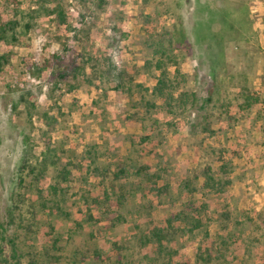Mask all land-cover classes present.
Returning a JSON list of instances; mask_svg holds the SVG:
<instances>
[{
	"label": "rangeland",
	"instance_id": "rangeland-1",
	"mask_svg": "<svg viewBox=\"0 0 264 264\" xmlns=\"http://www.w3.org/2000/svg\"><path fill=\"white\" fill-rule=\"evenodd\" d=\"M20 2L28 13L41 1ZM63 7L66 25L42 16L32 20L28 33L20 29L19 40L10 47L0 42V221L7 223V211L19 205L13 210L14 221L6 224V235L18 254L17 260L9 261L105 264L95 252L106 258L117 242L123 247L122 259L112 264H177L187 258L203 264L196 256L202 246L227 255L214 258L212 264H264V215L256 207H243L257 204L263 187L260 174L246 169L244 175L243 167L234 172L233 143L209 136V129L222 126V121L245 117L256 128L253 116L260 120L264 0H63ZM5 10L0 0L2 19L16 18L14 11ZM162 35L168 38L166 57L153 53ZM52 54L76 68L74 75L58 81L54 66L32 76L22 63L28 58L40 67ZM109 57L113 66L134 77L118 91L115 82L102 78ZM158 62L177 86L175 96L183 91L198 96L194 108L184 111L177 102L169 113L154 94L162 72ZM210 88L212 101L206 103ZM145 103L157 107L146 113ZM45 114L52 128L45 123ZM195 128L207 132L196 136ZM146 136L150 139L141 141ZM47 140L57 166L49 167L39 184L27 177L17 188L16 170L24 150H32V164L40 171ZM236 148L245 150L243 145ZM91 150L95 163L90 165ZM250 162L264 164L246 159V168H253L248 167ZM120 166L128 175L115 180ZM139 167L148 169L138 175ZM208 167L222 180L223 193L204 187ZM64 169L70 175L61 183L58 174ZM124 181L135 183L139 191L119 204L113 189L118 191ZM55 184L66 190L53 194L50 188ZM38 185L43 197L37 193ZM155 189L162 191L158 195ZM15 191L24 197L22 202ZM106 191L110 198L105 201ZM200 206L206 209L195 214L194 208ZM179 212L184 216L174 223L179 230L168 246L175 253L171 262L152 247L140 245L143 233ZM196 219L201 226L195 228Z\"/></svg>",
	"mask_w": 264,
	"mask_h": 264
},
{
	"label": "trees",
	"instance_id": "trees-1",
	"mask_svg": "<svg viewBox=\"0 0 264 264\" xmlns=\"http://www.w3.org/2000/svg\"><path fill=\"white\" fill-rule=\"evenodd\" d=\"M40 4L37 8L32 10V12H25L21 8V2L20 0H4V5L6 7V12H9L10 10L14 13L13 15L16 17L13 20L5 21L2 19L0 14V42L4 43L7 47L13 45V43H16L19 40V30L22 29L25 32L20 33H28L33 28V19H37L39 17L45 16V17H55V20L60 26L67 24V15L66 11L63 7V0H40ZM47 5H50L51 8H46ZM168 38L164 35L161 36V40L156 42L154 44L153 53L157 54L160 57H166L168 56ZM150 45V44H149ZM150 48L152 46L150 45ZM6 53L2 56L1 59L6 58ZM104 61H106L109 64V69L106 70V72L103 74L107 81H113L116 83V87L114 88L116 91H118L120 88H123L127 82L131 83L133 82V75H129L124 71H120L116 68V66H113L112 58H106ZM23 65L27 68V71L30 73V75H34L36 73L43 72L44 70H47L51 67H56V71L54 72L56 78L58 81H65L70 76L74 75L75 69H71L69 66H66L63 62V59L57 55L52 54L50 58L46 59L44 63L39 67L37 66V63L29 62L28 58L22 59ZM97 66L93 65V69H96ZM157 68L161 70V75L158 78V82L154 88V94L158 96L162 101H164V104L166 105L169 113H172V107L175 103H179V108H182V110H190V108H194L198 103V96L195 93H187L185 91L181 92L179 96H175L174 90H176L177 86L172 82V80H169V74L168 72L162 70V64L161 62H158ZM179 73V71H177ZM95 78L98 79L101 78V74L95 73ZM35 77V76H34ZM130 90V88H128ZM212 93L213 89L210 88L208 91L209 97L206 99V103H210L212 101ZM21 101L26 102L27 98L21 97ZM254 102L258 101L257 98H253ZM204 104V103H203ZM201 106V109H204L205 106ZM30 105V104H29ZM32 107H34V104H31ZM142 107L146 110V113L150 112V108H156V104L154 103H145L142 105ZM45 123L52 128L51 124L49 123V116L48 114H45L43 117ZM156 124V122H155ZM210 130V129H209ZM204 131L207 132V129L205 128ZM149 136L141 138V141L145 142L149 140ZM27 141L29 142V139L27 137ZM51 141L47 140V146L46 150L43 152L44 158L42 161V169L40 171H37L36 166L32 164V150H24L21 158V162L19 167L16 170V183L17 188H21L25 185V181L27 177H32L34 180V184H39L41 181L45 179L46 172L49 169V167H56L58 158L55 155V153H52V149L50 147ZM89 162L90 165L92 163H95V152L89 151ZM148 168L145 167H139L138 170H136L138 175H141V173ZM223 171H225L226 166H222ZM126 167L120 166L119 169L114 172L113 178L115 180L121 179L122 176L128 175L126 173ZM98 174H101L104 178L107 177V173L99 171V169L96 170ZM70 175V172L68 170L64 169V172H60L58 174L59 181L62 183L68 181V177ZM206 175V182L204 184V187L210 188L212 190H215L217 193H223V182L222 180L218 179L214 175L211 174V168H206L205 170ZM151 179L148 181H152L153 176H149ZM148 177V178H149ZM158 177V176H157ZM156 177V178H157ZM159 179V177H158ZM127 180V179H125ZM227 185H229L230 182H225ZM187 182L184 183V186H187ZM113 187V186H112ZM137 186H135V183L124 181L120 185V189L116 191V189H113V194L118 198V203L122 204L123 202L127 201L128 198L131 196L133 197L135 195L136 191H139L138 189H135ZM51 191L53 194L58 195L59 192L66 190L65 186H60V184H55L51 188ZM164 190H168V187L163 188ZM43 188L40 187V185L37 186V193L40 197H43ZM155 191L158 195L162 190L155 189ZM191 192H195L196 189L194 188L190 189ZM15 198L18 199V202H22L24 197H21L20 193L15 191ZM109 192L104 193V200H109ZM96 203H99L98 201H94ZM101 203V202H100ZM192 205V204H191ZM193 206V205H192ZM19 205L14 204L11 209L7 211V216L10 218V220L7 223H11L14 221V212L13 210L18 209ZM206 209V206H200L198 208H194L195 214H200L201 212ZM150 212V211H149ZM67 215V214H66ZM224 217L230 218L229 214H222ZM68 216V215H67ZM148 216H151L148 214ZM184 213H174L172 216H170L166 223L162 226H153L150 230L143 233L142 236L139 237V243L142 247H152L153 251L156 253H159L163 257H167L168 261H172L174 259L175 253L170 250L168 247L169 244L175 239V236L179 230L177 226L174 225L176 221H180V219H183ZM196 217V216H195ZM88 219H92L91 215L89 214L87 216ZM190 219V218H188ZM192 220V218H191ZM5 221H0V264H12L9 259H13L14 261L17 260L18 254H17V245L15 242L8 238L6 235V224ZM201 226V221L196 219V227ZM57 240L55 241V244H57ZM224 245L227 244L226 240L223 241ZM54 244V245H55ZM10 248V253L6 254V250ZM113 249L114 252L111 255L106 256V258L100 254L99 252H95V256L100 262H104L105 264H112L115 261H121L122 254L121 251L123 249L122 246H120L117 242H113ZM227 251V249L225 250ZM217 253V255H216ZM214 248H205V246L200 247L196 251V256L198 257L199 261L203 262V264H212V261L214 258L218 259H226L227 256L225 253L221 252V249L216 250ZM216 255V257H214ZM7 258V259H6ZM107 261V262H106ZM13 264H19V262H15ZM30 264H37L35 261H32ZM177 264H192L190 259H186L185 262H179Z\"/></svg>",
	"mask_w": 264,
	"mask_h": 264
},
{
	"label": "crops",
	"instance_id": "crops-1",
	"mask_svg": "<svg viewBox=\"0 0 264 264\" xmlns=\"http://www.w3.org/2000/svg\"><path fill=\"white\" fill-rule=\"evenodd\" d=\"M257 107L259 108V106H257ZM234 114H235V112H234ZM258 116H256V115L253 116L254 117L253 119L257 123L256 128H255V124L252 121V119H250V122L251 123L253 122V124H254L253 126L249 125V123L246 122L247 121L246 118L243 117L240 121H236L234 119L226 120L224 122L222 121L219 123L222 126H216V127L212 126L210 128V131H209V134H210L209 136L212 140H215V141H219L222 137V140H226V143L227 142L229 144L233 143V145H232L233 153L231 155L234 158L233 160H235V159L237 160L234 163V167H235L234 172L239 173L240 170L238 169V167H243L242 174H244V175H246V169L249 170L248 171L249 174H255V175L260 174L262 182L259 183V187L260 186H263V187H261V189H259L258 198L256 197L257 204L252 202V204L250 206L249 205H247V206L243 205V207H246L248 209H253V207H256L257 210L259 211V213H261V215H264V180H263L264 179V164H262L261 166H256L250 162L251 164L249 163L248 167H253V168H246V159H248V160L252 159L258 163H259V161L261 162V160H264L263 157L260 156V150H259V145L263 141V136H261V134H262L261 116H260V120L257 118ZM238 117H239V115H238ZM240 117H241V115H240ZM220 127H221V129H220ZM253 130L254 131L256 130V131L253 135H251L254 132ZM192 131L194 132V134L196 136H203V133H205L203 128L201 130H198L195 128ZM236 145H243L245 150L244 149L242 151L238 150V148H236ZM232 189H233V187H232ZM242 193H243L244 200L246 203V198L248 197V195H246V187H245V190L242 191ZM246 208H244V209H246Z\"/></svg>",
	"mask_w": 264,
	"mask_h": 264
},
{
	"label": "built area",
	"instance_id": "built-area-1",
	"mask_svg": "<svg viewBox=\"0 0 264 264\" xmlns=\"http://www.w3.org/2000/svg\"><path fill=\"white\" fill-rule=\"evenodd\" d=\"M261 47L264 53V34H261ZM261 78H262V88L258 92V95L260 96V102L258 106L261 111L260 113H261V127H262L263 141L259 145V150H260V156H262L264 159V72L262 73Z\"/></svg>",
	"mask_w": 264,
	"mask_h": 264
}]
</instances>
